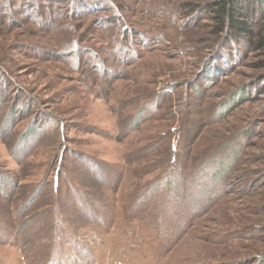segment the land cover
<instances>
[{"label": "rangeland", "instance_id": "rangeland-1", "mask_svg": "<svg viewBox=\"0 0 264 264\" xmlns=\"http://www.w3.org/2000/svg\"><path fill=\"white\" fill-rule=\"evenodd\" d=\"M226 1L0 0V264H264V44Z\"/></svg>", "mask_w": 264, "mask_h": 264}, {"label": "trees", "instance_id": "trees-1", "mask_svg": "<svg viewBox=\"0 0 264 264\" xmlns=\"http://www.w3.org/2000/svg\"><path fill=\"white\" fill-rule=\"evenodd\" d=\"M221 6H218V9L222 10V14L219 16L220 23L217 25V32L220 29L226 30L229 28L237 37L253 42L255 40L259 45L264 44V37L258 38V32L251 27V21L258 13L264 15V0L236 3L227 0Z\"/></svg>", "mask_w": 264, "mask_h": 264}]
</instances>
